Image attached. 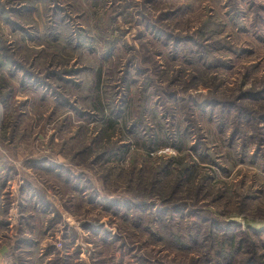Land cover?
<instances>
[{"label":"rangeland","instance_id":"rangeland-1","mask_svg":"<svg viewBox=\"0 0 264 264\" xmlns=\"http://www.w3.org/2000/svg\"><path fill=\"white\" fill-rule=\"evenodd\" d=\"M253 113L264 0H0V264H197L175 230L264 256Z\"/></svg>","mask_w":264,"mask_h":264},{"label":"trees","instance_id":"trees-1","mask_svg":"<svg viewBox=\"0 0 264 264\" xmlns=\"http://www.w3.org/2000/svg\"><path fill=\"white\" fill-rule=\"evenodd\" d=\"M204 111H206V110H204ZM225 112H226V109H222L219 113V116L225 117ZM230 114H231V112H230ZM243 118H245V124L241 127V130H236V132L234 133V135L232 137H235V136H242L243 137V140H244L243 151H245L246 150V144H245L246 141L245 140H246V136L249 135V132H248L249 124H252L253 123L252 121L258 122V118H262V120L264 121V114L256 115V116L254 115V113L250 114L248 116L243 115L241 117L240 122L244 121ZM262 131H264V128L261 129V132ZM261 144L264 145V140L260 143V145ZM186 172H189L188 169L182 170V173H181L182 176H185ZM183 178L185 179L186 176ZM3 185L4 184H2L0 182V194L1 195L3 193V192L1 193V191L4 189ZM139 206H142V205L139 204L138 207ZM175 222H177V224H179V221L176 219H174V220H165V219L162 220L163 225L170 226L173 229H175V227H176ZM149 223H150L151 227L154 228V226H153L154 225V219L149 220ZM211 225H213L214 227L216 226L215 222L212 223ZM210 230H212V229H210ZM210 230L208 231L209 235L207 237V241H205L204 243L199 242V241L192 242L193 240H195V237H188V236H190L188 234H185V236L184 235L181 236L178 234V231L175 230L174 236L172 235V239H173V237H174V239L172 240L171 244H169V245L173 247V243H176V242H178V243H176V245H179V244L184 245L186 243H191L194 245L192 247L186 246V248H184L185 250H189L192 248L198 249V246L202 247L203 249H205L204 251H202L203 255L200 257H197V259H199L200 262L203 261L204 264H233V263H236L237 256L239 254H241L242 251H244V244L247 243L246 240H244L243 243H240L237 240H239V238H241V237H239V235L240 236H247V234L242 233V232H240V234H237V233L230 234L229 230H227V231L225 230L223 235L216 237L215 234L210 233ZM156 232H157V229L154 228L153 234H156ZM162 232L164 235L166 234L164 226L162 228ZM254 232H256V231H254ZM262 241H264V240H262ZM209 243H210V245H209ZM249 243H250V246L257 245L255 243V241L249 242ZM262 249H264V245H262ZM237 253H239V254H237ZM199 260H196L197 264H199ZM250 264H264V256L258 255V257L253 258L251 260Z\"/></svg>","mask_w":264,"mask_h":264}]
</instances>
